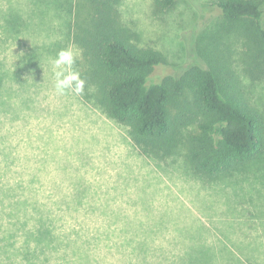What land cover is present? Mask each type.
<instances>
[{"label":"rangeland","instance_id":"obj_1","mask_svg":"<svg viewBox=\"0 0 264 264\" xmlns=\"http://www.w3.org/2000/svg\"><path fill=\"white\" fill-rule=\"evenodd\" d=\"M51 1L55 8L47 7ZM104 1L134 44L162 54L164 65L155 72L161 79L209 68L208 60H216L211 52L222 55L224 77L235 74L264 126V42L256 38L251 51L244 48L246 40L230 31L215 0H175L170 7L167 0L159 6L156 0ZM21 2L27 3L23 15ZM92 3L0 0L1 8L28 22L16 38L0 31V72L6 75L0 171L9 172L12 187L32 204L50 211L54 237L62 230L78 240L73 249L52 242L43 255L30 240L27 255L24 237L0 235V264H187V256L196 261L204 253L215 264H229L231 257L264 264V147L244 170L207 181L186 158V140L203 119L191 92L172 110L167 148L138 143L128 127L81 94L56 92L51 62L68 48L82 59L71 32ZM1 224L15 231L11 222Z\"/></svg>","mask_w":264,"mask_h":264},{"label":"trees","instance_id":"obj_2","mask_svg":"<svg viewBox=\"0 0 264 264\" xmlns=\"http://www.w3.org/2000/svg\"><path fill=\"white\" fill-rule=\"evenodd\" d=\"M156 1L158 6L164 4L163 0ZM174 1L167 0L166 6ZM92 2L85 15L78 13L75 31L71 32L82 51V59L75 60V67L85 81L83 97L109 119L128 127L138 143L167 148L175 120L172 110L185 92H191L203 111V119L186 140V158L193 172L207 181L230 178L261 154L263 121L245 99L235 74L224 77L223 66L218 64L222 55L211 52L216 60H208L209 68L196 66L179 79H161L155 72L164 65L162 54L134 44L121 26L119 15L106 1ZM24 4L27 3L21 2L17 7L19 14H24ZM46 5L55 8L54 1ZM213 5L230 24V31L246 40L244 48L251 51V41L256 38L264 42V10L260 0H215ZM27 25V19L0 7V31L4 36L16 38ZM0 76L1 89L6 75L0 72ZM10 177L8 171H0V235L5 239L14 234L24 237L27 255L30 240L37 242L33 249L38 255L53 249L50 244L56 241L60 242L59 248L64 243L73 249L78 240L69 233L62 235V230L54 237L50 211L32 204L25 191L13 188ZM3 207L10 212H2ZM6 217L7 220L3 219ZM3 222H11L10 228L15 231L8 230ZM9 247L12 246L5 245L7 250ZM188 260L195 261L187 256V264ZM195 262L215 264L213 256L205 253ZM250 262L240 257L229 258V264Z\"/></svg>","mask_w":264,"mask_h":264},{"label":"clouds","instance_id":"obj_3","mask_svg":"<svg viewBox=\"0 0 264 264\" xmlns=\"http://www.w3.org/2000/svg\"><path fill=\"white\" fill-rule=\"evenodd\" d=\"M51 63L55 77L54 87L58 94L63 95L68 91H74L77 95L83 93L85 81L73 70L75 53L71 48L61 49Z\"/></svg>","mask_w":264,"mask_h":264}]
</instances>
